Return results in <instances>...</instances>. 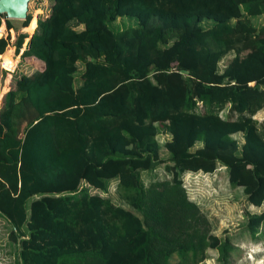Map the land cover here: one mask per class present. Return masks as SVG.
Listing matches in <instances>:
<instances>
[{"label": "trees", "instance_id": "1", "mask_svg": "<svg viewBox=\"0 0 264 264\" xmlns=\"http://www.w3.org/2000/svg\"><path fill=\"white\" fill-rule=\"evenodd\" d=\"M2 16L0 35L13 29ZM21 27V57L43 68L0 94V218L16 264H200L209 250L230 264L235 247L182 178L221 166L247 206L264 203V0H52ZM22 103L36 119L18 138ZM162 148L169 178L145 184ZM245 215L255 237L264 211Z\"/></svg>", "mask_w": 264, "mask_h": 264}, {"label": "rangeland", "instance_id": "2", "mask_svg": "<svg viewBox=\"0 0 264 264\" xmlns=\"http://www.w3.org/2000/svg\"><path fill=\"white\" fill-rule=\"evenodd\" d=\"M51 5L52 0H28L27 14L31 18L34 15L36 19L46 18L50 12ZM39 10L41 13H36ZM2 18L3 20L8 19L3 16ZM123 19L128 20L127 18ZM10 22L13 27L11 30L6 28L3 21L4 31L0 35V39H8V46L5 52L8 47H11L13 49L12 58L18 59V62L12 72L0 68V94L5 88H7L6 92H8L10 89L22 87L25 85L24 82L28 76L43 68L41 62L36 59H23L21 57L32 35L28 36V34L21 30L23 21L10 20ZM118 23L121 22L117 21ZM81 29L80 27L78 28V30ZM20 33L26 34L28 40L26 42L24 40L21 49L16 54L14 44ZM229 59L230 57L225 59L221 63V66L225 65ZM78 68L76 85L79 84L78 77L82 70V65L78 64ZM4 95L5 93L0 97V108ZM35 119L36 115L28 104H19L13 116V129L11 133L21 138L27 127ZM254 119L264 125V109L259 111L254 116ZM235 138L239 143L242 142L240 135L235 136ZM168 139V136L165 135L157 137L161 145ZM160 155L165 164H160L152 172H143L141 178L145 184H148L150 181H161L169 178L164 170L165 165H170L169 156L164 148L160 150ZM182 180L189 199L196 202L211 221L213 233L222 239L228 238L235 247V251L230 258V264H264V225L259 229V233L255 237H251L245 230V214L263 212L264 203L260 208L247 206L242 190L232 188L229 185L227 172L221 166L212 174H204L202 172L186 173L183 175ZM115 185V183L110 185V193L108 194L113 199V202H117L114 195ZM91 193L103 195L97 191H92ZM9 233L10 227L8 223L0 218V264H16V247L9 241ZM179 261L180 257L178 255H174L171 258V263L173 264ZM200 264H217V252L209 250L207 252V259Z\"/></svg>", "mask_w": 264, "mask_h": 264}, {"label": "water", "instance_id": "3", "mask_svg": "<svg viewBox=\"0 0 264 264\" xmlns=\"http://www.w3.org/2000/svg\"><path fill=\"white\" fill-rule=\"evenodd\" d=\"M28 0H0V15L5 13L11 19L24 21L27 16Z\"/></svg>", "mask_w": 264, "mask_h": 264}, {"label": "bare ground", "instance_id": "4", "mask_svg": "<svg viewBox=\"0 0 264 264\" xmlns=\"http://www.w3.org/2000/svg\"><path fill=\"white\" fill-rule=\"evenodd\" d=\"M1 15L6 16L9 20H20V19H11V18H9V17L7 16V14H5V13H3V14H1ZM20 21H22V20H20Z\"/></svg>", "mask_w": 264, "mask_h": 264}]
</instances>
